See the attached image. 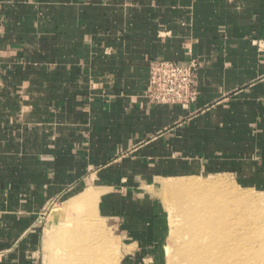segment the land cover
Here are the masks:
<instances>
[{"label":"crops","instance_id":"crops-1","mask_svg":"<svg viewBox=\"0 0 264 264\" xmlns=\"http://www.w3.org/2000/svg\"><path fill=\"white\" fill-rule=\"evenodd\" d=\"M0 18V264H40L69 193L97 192L139 261L164 236L156 183L264 190V0H0ZM191 59L196 101L151 104L150 62Z\"/></svg>","mask_w":264,"mask_h":264},{"label":"rangeland","instance_id":"rangeland-1","mask_svg":"<svg viewBox=\"0 0 264 264\" xmlns=\"http://www.w3.org/2000/svg\"><path fill=\"white\" fill-rule=\"evenodd\" d=\"M192 180L205 184L212 182L221 184V190L212 191L210 194L215 196L219 192L223 199L226 198L229 201L233 219L230 223L232 239L237 244H244L247 253L245 257L243 256V262L236 264H264V190L241 187L235 184L228 176L169 179L156 183L153 190L156 192L157 200L164 207L162 220L164 236L155 257L149 254V256L139 261H125L126 257L129 256L128 252L126 253L125 249L124 251L121 249L113 230L105 220L97 215V209L92 214L87 215L84 207L79 208V205L71 206L67 200L72 199L76 195L70 193L63 198L53 200L47 205L40 219L41 239L43 241V248L40 249L38 255L40 264H51V256H55L56 244H51L52 238L49 241L46 240V231L48 229L49 232L51 231L50 237L53 236L54 241L55 237L60 233L58 230L60 225L69 223V218H71L73 212L76 213L75 216L80 215L82 221V215H86L88 220L92 221L91 224L88 222L91 225L89 230L93 233L95 231L98 236L97 239L100 240L101 244L98 249L101 248L99 255L101 264H187L184 256L183 259L181 258L180 253L188 247H193L191 244L194 242L193 237L196 225L190 221V218H186L184 214L182 215L177 208L165 200V197L160 192V187L162 184L187 183ZM206 191L205 189L204 192ZM89 192L93 193L94 191L89 190ZM210 200L212 201V197H210ZM210 200V205L211 203L213 205H211V211L219 212L221 210L219 203L216 201L213 203ZM185 202L193 204L191 201L187 202L186 200ZM185 244L190 246L188 245L185 249Z\"/></svg>","mask_w":264,"mask_h":264},{"label":"bare ground","instance_id":"bare-ground-1","mask_svg":"<svg viewBox=\"0 0 264 264\" xmlns=\"http://www.w3.org/2000/svg\"><path fill=\"white\" fill-rule=\"evenodd\" d=\"M220 188L221 184L218 182L205 184L194 180L187 183L162 184L160 187L165 200L196 225L194 242L191 244L193 247L188 249L189 244H185L187 249L180 253L187 264H236L242 263L243 256L247 255L245 245L237 244L232 239L230 223L233 219L229 201L223 199L219 192L215 196L210 194L212 191L221 190ZM98 198L96 193L85 190L67 202L71 206L84 207L86 214L90 215L96 210ZM186 200L193 204L186 203ZM209 200L219 203L221 210L217 211L218 213L211 211L212 203L210 205ZM75 214L72 213L69 223L60 225V233L54 241L53 236L50 237L51 231H46V240L52 238L51 244H56L54 255L57 257L51 256V264H101V248L98 249L100 240L94 230V233L89 230L92 221L90 222L86 215H82V221L81 216Z\"/></svg>","mask_w":264,"mask_h":264},{"label":"built area","instance_id":"built-area-1","mask_svg":"<svg viewBox=\"0 0 264 264\" xmlns=\"http://www.w3.org/2000/svg\"><path fill=\"white\" fill-rule=\"evenodd\" d=\"M3 22L0 18V35ZM197 62L153 60L149 64L146 98L151 104L190 106L196 101L195 75Z\"/></svg>","mask_w":264,"mask_h":264}]
</instances>
